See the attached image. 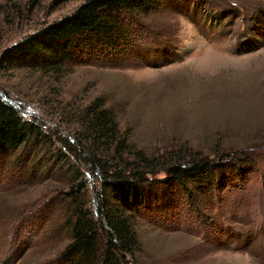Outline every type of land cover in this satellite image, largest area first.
<instances>
[{"label":"rangeland","instance_id":"1","mask_svg":"<svg viewBox=\"0 0 264 264\" xmlns=\"http://www.w3.org/2000/svg\"><path fill=\"white\" fill-rule=\"evenodd\" d=\"M81 3L0 0V93L51 138L99 98L147 155L228 164L213 184L187 190L164 173L149 177L161 184L136 223L129 263L264 264V0H158L110 53L85 52L58 74L4 65ZM66 158L58 143L0 157V264H58Z\"/></svg>","mask_w":264,"mask_h":264},{"label":"trees","instance_id":"2","mask_svg":"<svg viewBox=\"0 0 264 264\" xmlns=\"http://www.w3.org/2000/svg\"><path fill=\"white\" fill-rule=\"evenodd\" d=\"M156 2L82 0L72 13L28 37L3 63L58 74L85 52L95 51L94 59L119 49L132 37L129 23L135 22V15H146ZM78 115L71 130L51 138L36 122L24 121L20 109L0 93V157L19 148L58 143L71 164L63 194L67 241L57 254L58 264H131L128 258L139 249L136 223L143 209L157 199L153 184H161L149 177L164 173L171 183L187 190L190 185L213 184L216 172L230 169L227 163L201 158L183 166L179 155L164 159L147 155L119 132L114 113L99 98ZM231 169L238 176L248 173L241 165Z\"/></svg>","mask_w":264,"mask_h":264}]
</instances>
